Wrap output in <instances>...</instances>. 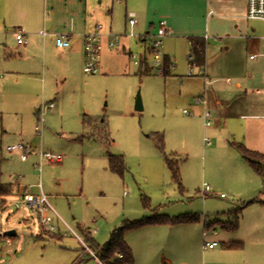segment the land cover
<instances>
[{"label":"rangeland","instance_id":"1","mask_svg":"<svg viewBox=\"0 0 264 264\" xmlns=\"http://www.w3.org/2000/svg\"><path fill=\"white\" fill-rule=\"evenodd\" d=\"M44 1L14 2H18L17 9L22 16L33 10L39 17L50 20V10L45 9ZM21 2L25 11L20 6ZM136 2L137 0H128L127 10L137 12L140 9L144 15L147 12L157 18L161 11H170L181 23L180 26H183L182 30L186 31L196 0ZM107 9L106 26H112L116 33H124L127 12L125 2H115L112 13ZM138 26L135 28L136 33L144 35L143 26ZM42 27L50 31L47 26ZM157 30L151 33H156ZM129 39L126 41L132 52L138 60L144 54L149 67L140 71V66L134 63L132 55L123 52L122 45L114 48L117 50L115 54L110 55L104 67L99 68L96 73H85L82 66L74 81L59 90L63 96L64 118L54 115L57 114L55 111L45 114L41 132L39 128V132L35 129L37 114L27 107L32 105V101L28 102L26 98L27 96L33 100L38 89L34 88L35 94H24L22 86H17L19 83L16 82H22V79L15 76L9 77L6 82L8 86L0 89V128L8 126L10 129L7 137L0 140V171L3 179L8 177L7 181L21 184L20 192L16 189L7 197L8 206L4 209L0 207V264H97L93 259L94 254L90 252L91 256L83 249L87 243L84 241L85 245L82 242V228L78 224L90 229L96 242L102 245L115 227L121 226L125 220L140 219L143 217L141 213H149L153 208L170 216L196 213L202 220L206 218V223L216 224L213 227L217 228V238L221 241L225 233L244 237L252 250L260 252L261 258L251 261V264H264V204H248L239 217V228L223 229L222 226H232L234 211L254 196H247L249 194H245L244 188H240L237 183L233 184L232 177L234 180L244 177V172L236 161L231 160L224 152L212 157L210 147L203 152V127L206 130V142L209 143V138L215 142L204 121H196L190 129L186 127L187 119L191 122L190 118L194 117L185 113L184 109L191 112L195 106V98L186 93L190 91L187 86L191 88V85H187L185 78H191L187 75L190 72L195 75L197 70H191L185 55L178 57L175 64H172L170 73L164 75L153 55L146 49L151 38L145 44L136 38ZM164 45L165 37L163 47ZM166 45L172 46L167 42ZM162 63L164 64V55ZM4 76L0 72V80ZM59 86L60 83L55 78L47 82L44 95L39 98L41 104L55 99ZM38 88L41 94V86ZM138 92L142 97L143 110L135 109ZM15 103L24 105L16 113L17 118H14L15 112L10 109L17 106ZM55 103L57 104V98ZM76 113L79 114L81 132L75 131L68 122L72 116H77ZM184 129L186 133L190 131V138L193 137V140L192 147L187 148L191 159L183 167L180 166L183 185L181 190L173 181L165 163L157 134L164 135V151L170 155L171 147L183 145L181 134ZM198 132L201 136L199 147L196 141ZM20 133L22 138L19 137ZM19 142L28 144L32 149L27 161H22L20 151L8 153L6 150L8 145ZM217 145H220L219 140ZM41 150L64 155L65 168H46L49 162L46 159L47 162L40 164ZM109 152L123 156L126 165L123 174L109 168ZM176 154L173 156H179L180 160L183 158L181 154ZM253 158L264 165V159ZM242 163L251 168L245 159H242ZM43 176L51 185L56 186L50 193L53 196L48 195L49 202L77 235L82 237L81 241L66 227L60 229L55 221L58 228L56 234L46 232L39 226L37 211L24 204V186L30 189V183L42 181ZM65 177L67 180L63 181ZM203 182L212 187L205 199L201 193ZM32 188L30 191L33 193H39L41 189L40 186ZM144 197L148 198L147 205L144 204ZM208 217L217 218L207 220ZM201 219L200 232L204 222ZM199 228L197 225L191 227L187 240L182 244L189 250V256L186 252L184 256L173 252L176 264H222L224 258L216 252L226 245L220 242L216 249H204L202 235L199 248ZM9 230H16V235H5ZM84 231L88 232L86 229ZM132 232L131 239L136 245L140 235ZM256 240H262V243L256 246L253 244ZM250 258L254 260L253 257ZM79 259L82 261H78ZM169 262L175 264L172 260Z\"/></svg>","mask_w":264,"mask_h":264},{"label":"crops","instance_id":"2","mask_svg":"<svg viewBox=\"0 0 264 264\" xmlns=\"http://www.w3.org/2000/svg\"><path fill=\"white\" fill-rule=\"evenodd\" d=\"M14 1L0 0V72L5 74L4 79L0 80V89L8 86L6 82L12 76L21 77L22 82H16L19 83L17 86H22L24 94H35L34 88L38 89V94L35 95V98L32 97L33 100L26 96L28 102L32 101L30 102V104L32 103L30 105L31 107L28 105L27 107L33 109L35 114H37L38 123L35 126L37 130L40 127L41 117V101H39V98L40 95H44L47 82L55 78L56 81H59L60 86L58 87L56 95L57 104L55 103L56 98L49 100V102L55 103V107L48 109L45 114L48 115L55 111L57 114L55 113L54 115H61L64 118L63 96L60 93V89L71 84L74 81L75 75L81 71L84 63L83 34L94 31L99 25L102 26L103 31L114 32L112 26H106L105 18H107V15L105 9L111 5L107 10H110L112 13L115 2H125V9L128 12V0H45V9L50 10V20L42 16L39 17L33 10L27 15L23 13L22 16L17 9L19 6L18 2L16 3ZM104 1L105 4H103ZM137 2L139 4L142 0H137ZM21 4L20 6L25 11L24 4L22 2ZM247 8L248 0H196L192 17H190V23H186L189 25L186 31L182 30L183 26H180L181 23H179L178 19L170 11H161L160 16L157 18L147 12L144 15L140 9H137V12L135 11L138 19L136 26H143V32L149 33L156 31L160 23L165 21L167 35L165 36V45L162 52L164 55V63L166 62L169 65V73L172 64L177 58H182L186 55L191 70L193 68L197 70L195 75L193 72L187 75L191 76V78H185L187 85H191V88L187 86L190 91H186V93L188 95H194L195 100L201 96H204L207 100L205 106L196 104L194 100L195 106L189 114L194 118H190L192 120L191 122L187 119V129H190V126L195 124L196 121H203V111L205 108L209 109L212 115V124L208 126L209 135L213 140L215 139V142H212L210 138L209 143L206 142V130L203 127V152L207 147H210L212 157L219 156L221 154L220 152H224L227 154V157L236 161L242 168L244 177L240 180H234L232 177L233 184L237 183V185L241 186L240 188H244L246 190L245 194L247 192L249 194L247 196L253 195L254 197L251 199L253 200L252 203L259 202L260 204H264V184L262 178L254 171L248 161L242 158L243 156L237 147L241 144L250 150L264 154V56L259 55L255 59L250 58L251 54H259L263 51L264 22L246 19ZM42 25L47 26L50 31H47ZM18 28L22 29L25 33V44H18L16 41L14 32ZM43 29L47 32L46 35L40 33V30ZM126 30L127 25L125 19L124 31ZM60 32L70 34L69 47L60 48L57 46L55 34ZM126 38L129 39L128 37H123L118 47L122 45L123 52L132 55L133 52ZM191 38L201 39L205 43V59L203 65L191 63ZM139 40L143 44L146 42L143 38ZM166 42L172 46H167ZM116 47H109L107 44L104 46L99 68H103L106 59L110 55L115 54L117 50L114 48ZM141 56L144 58V66L149 67L144 54ZM39 85L42 88L41 94L39 93ZM6 102H8V99H6ZM15 104L17 106H12L10 109L15 112L13 113L14 118H17L18 115L16 113H19L24 105L20 103ZM76 115V117L72 116L68 122L70 126L75 128V131L81 132L79 114L76 113ZM43 121L45 120L43 119ZM0 129V140H3L10 133V129L8 126L5 128L1 127ZM37 132L39 131L37 130ZM197 134L196 141L199 147L201 136L199 132ZM181 135L183 145L171 147L170 150L172 154L177 153L182 155L183 158L181 160L179 156L176 157L179 160V166L183 167L191 159V154L187 151V148L192 147L191 142L193 137L190 138V131L186 133L185 129ZM19 137L22 138L21 133ZM218 140L220 141V145H217ZM183 151L185 152L183 153ZM110 154L114 153H108V163ZM58 155L60 156L59 161L48 160L49 162H47L44 159L41 164L46 161V168L63 170L65 168V156ZM242 159H245L251 168H247L242 163ZM27 160L28 158L26 160L22 159V161ZM7 180L9 178L6 177L3 179L2 172L0 171V185L8 186L11 189L9 194L0 195V207L2 209L6 208L9 204L8 196L13 194L16 189L18 192L21 191V184L19 182H10ZM66 180V177L63 178V181ZM30 184L31 190H33L32 187L41 186L42 191L47 197L48 195L52 197L53 195L50 193L53 191V188H56L44 176L42 181L40 180V182ZM26 187L24 186V191ZM54 199L57 198L54 196ZM51 206L52 210L50 214L55 217L54 221L57 222L59 228L64 227L65 229L67 225L70 226L52 204ZM151 210L149 213L148 211L141 213L143 214L142 216L146 217L153 214L154 208ZM155 210L157 211V209ZM73 218L75 219L76 217ZM215 218L208 217L207 220H213ZM27 220L25 219V221ZM116 225L118 226V224ZM194 225L200 227L197 243L200 248V238L204 229L203 222L202 231L200 232V221L197 223H179L175 225H144L135 229L136 231L132 230L140 235L136 245L131 239V233L133 232H126L125 240L131 247L134 257V261L131 264H163L165 261L170 260L175 263V255L173 252L183 256L186 252V255L189 256V250L187 251L182 244L187 240V233ZM78 226L84 230H88L95 240L90 229L85 228L80 223ZM112 231H110L107 239H105L106 241L110 238ZM225 234L222 235V241L217 238L218 232L210 235L209 239L217 240L219 245L221 244L220 242L224 245L231 242H242L243 247L229 248L226 246L225 248L217 250L216 253L224 258L222 264H251V261H256L258 258H261L259 250L256 252L252 250L249 247L250 244L247 239L240 235ZM77 237L80 241L82 240V237L79 235ZM82 242L85 244L84 240ZM260 243H262V240L253 242L256 246ZM83 249L94 254L93 259L95 263L105 264L90 247L86 245ZM116 257H118L117 254ZM250 257H253L254 260Z\"/></svg>","mask_w":264,"mask_h":264},{"label":"built area","instance_id":"3","mask_svg":"<svg viewBox=\"0 0 264 264\" xmlns=\"http://www.w3.org/2000/svg\"><path fill=\"white\" fill-rule=\"evenodd\" d=\"M246 19L249 20H260L264 22V0H248V8L245 15ZM138 24L137 14L135 11H128L126 14V25L127 30L123 34L114 33L112 31H103L102 26L99 25L94 31L86 32L83 34L84 43H83V52H84V63H83V71L85 73H96L99 70L100 66V58L101 53L104 46L107 44L109 47H116L120 44V41L123 37L128 38H136V39H144L147 41L148 38H151V42L146 48L150 51V54L153 55V59L155 63L160 66L159 70L164 74V64L163 62V38L167 35V29L165 26V21L161 22L156 33H145L144 35H140L136 33L135 27ZM40 33L46 35L47 32L43 29L40 30ZM16 41L18 44H25L26 38L25 33L22 29L18 28L14 32ZM56 44L60 48H67L70 46V34L67 32H60L55 34ZM146 51V50H145ZM259 55L264 56V47L263 51L259 54H251L250 58L255 59ZM132 57L134 63L136 65H145L143 61L144 58L142 56L140 59H137L136 54L132 53ZM162 63V64H161ZM196 104L206 105L207 100L204 96L197 97L195 100ZM55 107L54 102L42 103L40 107V127L39 131H42L43 126V115L48 109H53ZM185 113L190 114L191 112L187 109L184 110ZM211 111L207 108L204 109L202 117L204 121L205 127H208L212 124ZM7 152L20 151L21 157L23 160L28 158V155L31 153L32 149L28 144L23 142H19L17 144L8 145L6 147ZM40 164L42 160H50V161H59L60 156L58 154H54L51 152L40 151L39 152ZM41 187V186H40ZM210 184L207 182H203L201 193L203 197L207 196L208 193L211 192ZM23 202L26 204L28 208L34 209L38 213V222L41 228H43L46 232L51 234H56L57 226L54 223L55 217L50 214L52 210V206L48 200V197L42 189H40L39 193H33L29 188H26L23 193ZM204 224H206V218L203 219ZM67 225V224H66ZM67 229L72 231L76 236V232L67 225ZM217 233V229L215 227L205 228L203 229V248L204 249H214L219 246V242L217 240H210L209 235H214ZM68 232H65L67 235ZM118 258L122 257L121 253H117ZM163 264H171L169 261H165Z\"/></svg>","mask_w":264,"mask_h":264},{"label":"trees","instance_id":"4","mask_svg":"<svg viewBox=\"0 0 264 264\" xmlns=\"http://www.w3.org/2000/svg\"><path fill=\"white\" fill-rule=\"evenodd\" d=\"M192 43V55L190 56V60L192 64L196 65H203L205 59V43L203 40L198 38H191ZM143 66L142 70L146 69L147 67ZM169 65L168 63H164V75L169 73ZM159 137V145L160 149L164 153L165 163L170 170L171 176L173 181L179 186L181 190H183V185L181 181V174H180V166L179 160L177 157H174L173 154H167L164 151V136L163 134H157ZM110 142V141H109ZM242 156L248 161L250 166L254 169V171L262 178L264 184V165L254 160L255 157H260L264 159V154L258 153L256 151L250 150L246 148L244 145L237 146ZM109 168L116 173L123 174L126 169L124 158L121 154H110L109 155ZM11 191L10 187L0 185V195L9 194ZM208 193L207 195H209ZM144 204H148V198H143ZM253 200L245 203L244 205L237 208L234 214V222L232 226L226 227L222 226L225 230H237L239 228V217L242 213V210ZM154 213L143 217L137 220H125L121 226L113 229L111 232L110 238L102 245L98 244L92 237L90 232H85L82 229L84 241L87 243V246L90 247L94 253L102 260L105 264H131L134 261L133 251L129 244L125 240V233L132 229H137L144 225L149 224H170L175 225L179 223H193L200 221V216L196 213H182L176 216H170L167 214H159L156 210H153ZM212 222H207L204 224L205 228H211L216 226V224H211ZM229 248H241L243 247L242 242H231L229 244H225ZM117 253H121L122 257H116ZM91 255V253L89 252ZM92 256V255H91ZM78 261H82L79 259Z\"/></svg>","mask_w":264,"mask_h":264},{"label":"water","instance_id":"5","mask_svg":"<svg viewBox=\"0 0 264 264\" xmlns=\"http://www.w3.org/2000/svg\"><path fill=\"white\" fill-rule=\"evenodd\" d=\"M142 70V65H140V71ZM135 109L136 110H143V102L142 97L140 95V92L137 93L136 99H135ZM7 236H14L16 235V230H9L4 233Z\"/></svg>","mask_w":264,"mask_h":264}]
</instances>
